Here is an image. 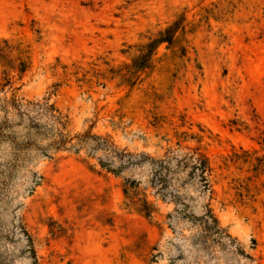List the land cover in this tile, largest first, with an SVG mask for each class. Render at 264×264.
<instances>
[{"label": "rangeland", "instance_id": "obj_1", "mask_svg": "<svg viewBox=\"0 0 264 264\" xmlns=\"http://www.w3.org/2000/svg\"><path fill=\"white\" fill-rule=\"evenodd\" d=\"M180 17L185 56L137 71ZM0 54V264H264V0H0ZM198 147L209 189L175 170Z\"/></svg>", "mask_w": 264, "mask_h": 264}, {"label": "trees", "instance_id": "obj_2", "mask_svg": "<svg viewBox=\"0 0 264 264\" xmlns=\"http://www.w3.org/2000/svg\"><path fill=\"white\" fill-rule=\"evenodd\" d=\"M185 19L180 17L178 21L174 24L166 28L164 31H161L157 38L150 43L146 49L148 50L147 55H143L137 58L134 62V68L137 71H144L150 67V63L154 53L158 51V49L167 45L168 49L174 50L176 54L181 53L185 56L186 51L183 47L185 43V27H184ZM1 56V54H0ZM21 74L26 72L25 67L23 66L19 69ZM32 105V104H28ZM25 105L23 103L19 104V108H23ZM35 107L38 108L41 115L46 114L54 121L62 124L64 127L65 124L62 123L63 117L59 113L58 110L54 107V105H49L48 102L44 104H36ZM59 114L56 116L55 114ZM68 144V140L63 133L59 134V139L54 143V146H58V149H64ZM177 165L176 171H187L189 170L188 177L189 180L198 179V181L204 186L205 189L210 188V177L213 174V168L211 166V162L209 157L205 152L202 151L201 148L189 149V153L186 154L181 159L176 158ZM173 159H169L161 162L160 170L156 175V185L158 186L159 192H161L162 198L166 199V195H168L169 191L172 189V178L171 176L175 175V170L171 167V163ZM131 163V161H129ZM128 194V192H127ZM171 197L179 199L178 195L175 192L170 193ZM140 213L145 214L146 216H151L154 212V205L148 201V199H144L141 201V207L139 210ZM201 222L203 224V230L205 232L204 235L201 236L202 242L206 244L217 243L224 250L230 253L232 256L239 258V260L246 259L249 261H254L252 257L246 254V252L240 247L237 240L233 239L230 235L226 234V231L223 230L220 226V223L216 216L213 214V211L208 208L206 214L201 217ZM208 247V246H207ZM218 256L213 253L211 259L218 260Z\"/></svg>", "mask_w": 264, "mask_h": 264}]
</instances>
